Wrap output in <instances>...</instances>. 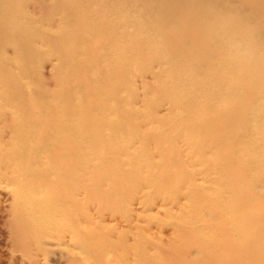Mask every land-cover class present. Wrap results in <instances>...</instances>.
Here are the masks:
<instances>
[{"label": "bare ground", "instance_id": "obj_1", "mask_svg": "<svg viewBox=\"0 0 264 264\" xmlns=\"http://www.w3.org/2000/svg\"><path fill=\"white\" fill-rule=\"evenodd\" d=\"M0 199L30 264H264V0H0Z\"/></svg>", "mask_w": 264, "mask_h": 264}, {"label": "rangeland", "instance_id": "obj_2", "mask_svg": "<svg viewBox=\"0 0 264 264\" xmlns=\"http://www.w3.org/2000/svg\"><path fill=\"white\" fill-rule=\"evenodd\" d=\"M46 85L51 87V81L46 77ZM159 217H162V212L158 214ZM12 223L11 212L8 207V202L2 201L0 199V264H30L27 258L20 254V249L12 247V240L10 237V227ZM187 223V224H186ZM197 223L194 217H186V222H184L185 227L189 226L188 224ZM196 225V224H195ZM194 225V226H195ZM156 237L152 239L153 242L157 243L158 240L163 241L167 244L171 241V245H164V248H170V251L176 253L179 256L177 259L180 261V264L186 263L188 260L193 258L192 254H186L185 251L192 249L188 237L189 233L178 234L173 231V228L168 225L155 234ZM2 243V244H1ZM185 253V255L183 254ZM181 259V260H180ZM166 263V261H164ZM32 264V263H31ZM53 264H61L58 261H54ZM179 264V263H178Z\"/></svg>", "mask_w": 264, "mask_h": 264}]
</instances>
